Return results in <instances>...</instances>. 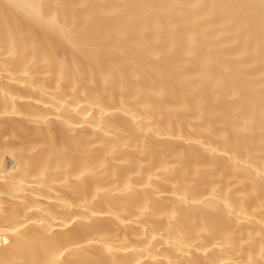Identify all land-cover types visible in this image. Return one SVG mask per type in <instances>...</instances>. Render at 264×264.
I'll return each instance as SVG.
<instances>
[{
    "label": "bare ground",
    "instance_id": "bare-ground-1",
    "mask_svg": "<svg viewBox=\"0 0 264 264\" xmlns=\"http://www.w3.org/2000/svg\"><path fill=\"white\" fill-rule=\"evenodd\" d=\"M0 264H264V0H0Z\"/></svg>",
    "mask_w": 264,
    "mask_h": 264
}]
</instances>
